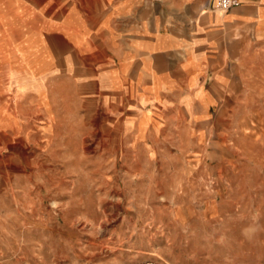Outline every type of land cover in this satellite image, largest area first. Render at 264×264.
I'll return each instance as SVG.
<instances>
[{
	"label": "rangeland",
	"instance_id": "1",
	"mask_svg": "<svg viewBox=\"0 0 264 264\" xmlns=\"http://www.w3.org/2000/svg\"><path fill=\"white\" fill-rule=\"evenodd\" d=\"M93 2L53 0L58 53ZM1 45L0 264H264V52L205 107L101 89L94 59L53 85ZM42 90L56 107L28 104Z\"/></svg>",
	"mask_w": 264,
	"mask_h": 264
},
{
	"label": "crops",
	"instance_id": "2",
	"mask_svg": "<svg viewBox=\"0 0 264 264\" xmlns=\"http://www.w3.org/2000/svg\"><path fill=\"white\" fill-rule=\"evenodd\" d=\"M214 1L94 0L88 11L81 10L97 19L90 26L94 35L87 31L88 37L77 36L83 22L80 27L67 24L66 50L58 53L53 0L46 17L40 13L41 1L35 7L21 0H1V66H6L3 61L13 56L9 50L16 45L19 63L28 66L32 57L38 70L34 76L47 69L54 85L58 73L72 79L80 75L79 63L90 65L94 59L93 71L88 66L86 70L95 73L93 81H100L101 89L108 86L120 96L157 99L185 84L206 107L217 97L219 86L246 82L251 60L264 52V0H241L226 12L214 9ZM42 91H32L34 99L28 104L38 111L56 107L52 91ZM8 95L2 88L0 98Z\"/></svg>",
	"mask_w": 264,
	"mask_h": 264
},
{
	"label": "built area",
	"instance_id": "3",
	"mask_svg": "<svg viewBox=\"0 0 264 264\" xmlns=\"http://www.w3.org/2000/svg\"><path fill=\"white\" fill-rule=\"evenodd\" d=\"M241 0H215L213 8L222 12H226L240 5Z\"/></svg>",
	"mask_w": 264,
	"mask_h": 264
},
{
	"label": "clouds",
	"instance_id": "4",
	"mask_svg": "<svg viewBox=\"0 0 264 264\" xmlns=\"http://www.w3.org/2000/svg\"><path fill=\"white\" fill-rule=\"evenodd\" d=\"M245 231H246V232H248V231H249V229H246Z\"/></svg>",
	"mask_w": 264,
	"mask_h": 264
},
{
	"label": "bare ground",
	"instance_id": "5",
	"mask_svg": "<svg viewBox=\"0 0 264 264\" xmlns=\"http://www.w3.org/2000/svg\"><path fill=\"white\" fill-rule=\"evenodd\" d=\"M217 10V9H216Z\"/></svg>",
	"mask_w": 264,
	"mask_h": 264
}]
</instances>
